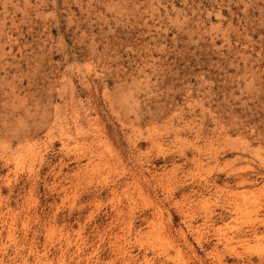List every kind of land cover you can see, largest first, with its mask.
<instances>
[{"label":"rangeland","instance_id":"374dc122","mask_svg":"<svg viewBox=\"0 0 264 264\" xmlns=\"http://www.w3.org/2000/svg\"><path fill=\"white\" fill-rule=\"evenodd\" d=\"M0 264H264V0H0Z\"/></svg>","mask_w":264,"mask_h":264},{"label":"bare ground","instance_id":"6f19581e","mask_svg":"<svg viewBox=\"0 0 264 264\" xmlns=\"http://www.w3.org/2000/svg\"><path fill=\"white\" fill-rule=\"evenodd\" d=\"M198 163V162H197ZM246 180H248V179H246ZM239 181V180H238ZM251 181V180H250ZM257 181V180H256ZM242 182V181H241ZM239 191V190H238ZM241 191V190H240ZM247 191V190H246ZM218 261V260H217ZM215 262V261H214Z\"/></svg>","mask_w":264,"mask_h":264}]
</instances>
